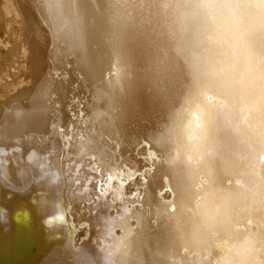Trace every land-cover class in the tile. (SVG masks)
<instances>
[{"label": "bare ground", "instance_id": "6f19581e", "mask_svg": "<svg viewBox=\"0 0 264 264\" xmlns=\"http://www.w3.org/2000/svg\"><path fill=\"white\" fill-rule=\"evenodd\" d=\"M0 264H264V0H0Z\"/></svg>", "mask_w": 264, "mask_h": 264}, {"label": "rangeland", "instance_id": "374dc122", "mask_svg": "<svg viewBox=\"0 0 264 264\" xmlns=\"http://www.w3.org/2000/svg\"><path fill=\"white\" fill-rule=\"evenodd\" d=\"M165 190L168 191V190H170V189H167V188H166ZM166 191H165V192H166ZM165 192H164V193H165ZM131 220H133V218H132ZM26 227H27V226H26Z\"/></svg>", "mask_w": 264, "mask_h": 264}, {"label": "snow or ice", "instance_id": "6c2138e0", "mask_svg": "<svg viewBox=\"0 0 264 264\" xmlns=\"http://www.w3.org/2000/svg\"><path fill=\"white\" fill-rule=\"evenodd\" d=\"M61 219H62V217H61Z\"/></svg>", "mask_w": 264, "mask_h": 264}]
</instances>
